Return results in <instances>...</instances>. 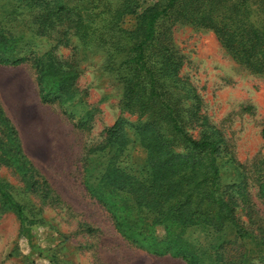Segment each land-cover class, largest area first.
Masks as SVG:
<instances>
[{
  "label": "trees",
  "instance_id": "obj_1",
  "mask_svg": "<svg viewBox=\"0 0 264 264\" xmlns=\"http://www.w3.org/2000/svg\"><path fill=\"white\" fill-rule=\"evenodd\" d=\"M139 4L125 0L111 12L99 35L107 67L123 87V109L137 120L131 123L119 117L104 129V140L89 148L86 189L111 213L123 236L154 255H170L188 264H257L254 260L264 256V233L259 238L251 228L253 219L260 221L255 202L248 196H228L234 187L246 194L245 166L235 160L223 134L202 113L196 89L179 78L181 62L169 51L170 28L160 32L159 25L173 17L212 29L234 59L264 75V0H156L137 12ZM125 13L135 15L130 28L120 22ZM64 23L67 28L57 45L66 42L72 29L83 41L91 38L90 23L81 10L68 8L61 0H0V64L35 65L44 103L62 98L63 92L74 95L79 73L73 62L56 55L55 48L38 54L16 29L23 26L32 35L44 36ZM85 114L76 124L80 129L90 127L93 112ZM0 121L10 128L1 105ZM135 148L144 157L130 166L127 160ZM92 154L107 161L98 176L92 172ZM226 157L237 169L234 178L241 176L232 183L224 178ZM25 158L21 162L28 167ZM257 195L264 202V180ZM0 201L32 239L37 219L26 214L25 206L1 180ZM157 226L162 235L156 234Z\"/></svg>",
  "mask_w": 264,
  "mask_h": 264
},
{
  "label": "rangeland",
  "instance_id": "obj_2",
  "mask_svg": "<svg viewBox=\"0 0 264 264\" xmlns=\"http://www.w3.org/2000/svg\"><path fill=\"white\" fill-rule=\"evenodd\" d=\"M124 1L61 0L68 8L80 9L85 22L90 23L91 38L87 41L72 29L66 42L57 45L67 28L65 23L44 36L17 26L16 32L23 34L28 47L38 54L55 48L58 57L74 63L79 75L74 95L63 92L62 98L44 103L35 65L0 64V105L11 121L10 128L0 121V180L25 206L26 214L37 219L30 239L22 233L15 213L0 201V264H188L170 255H154L123 236L111 213L91 197L84 183L87 152L104 140V129L119 117L131 123L137 120L123 109V87L108 69L106 47L99 42L111 12ZM155 1L139 0L137 12ZM120 22L130 28L135 15L125 13ZM165 28H170L169 51L181 62L179 78L196 89L202 113L223 134L235 160L245 166L246 194L240 195L234 187L228 196L252 198L260 221L253 219L251 228L261 238L264 202L258 199L257 191L264 180V75L234 59L212 29L173 17L159 25L160 32ZM87 110L93 112L90 127L80 129L76 124L86 117ZM71 112L76 114L73 119ZM131 150L130 166L144 157L141 149ZM23 155L28 167L21 162ZM227 159L224 178L232 183L241 176L234 178L237 169ZM104 161L107 163L103 156H90L96 176ZM238 211L249 220L245 212ZM156 234L162 235L161 226ZM254 261L264 264V256Z\"/></svg>",
  "mask_w": 264,
  "mask_h": 264
}]
</instances>
